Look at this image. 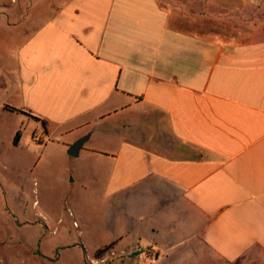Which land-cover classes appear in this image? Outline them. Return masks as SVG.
<instances>
[{
	"label": "crops",
	"instance_id": "crops-1",
	"mask_svg": "<svg viewBox=\"0 0 264 264\" xmlns=\"http://www.w3.org/2000/svg\"><path fill=\"white\" fill-rule=\"evenodd\" d=\"M1 109L0 264H264V0H0Z\"/></svg>",
	"mask_w": 264,
	"mask_h": 264
},
{
	"label": "rangeland",
	"instance_id": "rangeland-1",
	"mask_svg": "<svg viewBox=\"0 0 264 264\" xmlns=\"http://www.w3.org/2000/svg\"><path fill=\"white\" fill-rule=\"evenodd\" d=\"M22 116L23 115L18 112H6L5 110H0V124L5 121V123L0 126V141L3 143V150L7 153L17 150L20 152L21 150L26 151L25 149H22L21 146L18 149H15L14 147L8 145V142L10 141L12 136H15L16 138L17 132H20V135H23V138L25 139H23V141L26 143V145H31L32 148L36 147V151H38V146L40 147L45 145V141L47 139L46 136L43 135V132H39V130H36V126H34L33 122H21L20 119H22ZM38 133H40L38 135L39 137L43 135V141L34 142V135ZM27 179H31V173H27ZM31 182L32 188H35V186L38 187V182L35 183L34 180H32Z\"/></svg>",
	"mask_w": 264,
	"mask_h": 264
},
{
	"label": "built area",
	"instance_id": "built-area-1",
	"mask_svg": "<svg viewBox=\"0 0 264 264\" xmlns=\"http://www.w3.org/2000/svg\"><path fill=\"white\" fill-rule=\"evenodd\" d=\"M125 253H126V250H122L118 252L112 248H107L101 254H99L100 257L99 259H97V261H102V262L107 261L110 256H117V255L122 256V255H125Z\"/></svg>",
	"mask_w": 264,
	"mask_h": 264
},
{
	"label": "water",
	"instance_id": "water-1",
	"mask_svg": "<svg viewBox=\"0 0 264 264\" xmlns=\"http://www.w3.org/2000/svg\"><path fill=\"white\" fill-rule=\"evenodd\" d=\"M86 139L87 138H81L77 142H75L68 150V153L70 155L76 156Z\"/></svg>",
	"mask_w": 264,
	"mask_h": 264
},
{
	"label": "trees",
	"instance_id": "trees-1",
	"mask_svg": "<svg viewBox=\"0 0 264 264\" xmlns=\"http://www.w3.org/2000/svg\"><path fill=\"white\" fill-rule=\"evenodd\" d=\"M110 247H111V246H107L106 248H104V249H102V250L98 251V253H97V254H98V255H99V254H101V253H102V252H103L105 249H107V248H110Z\"/></svg>",
	"mask_w": 264,
	"mask_h": 264
}]
</instances>
